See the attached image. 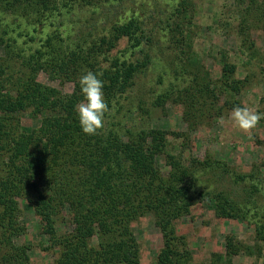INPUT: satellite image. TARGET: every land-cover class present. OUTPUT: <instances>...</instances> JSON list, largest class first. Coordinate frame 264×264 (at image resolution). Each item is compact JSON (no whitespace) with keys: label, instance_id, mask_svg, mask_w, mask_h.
I'll list each match as a JSON object with an SVG mask.
<instances>
[{"label":"trees","instance_id":"16d2710c","mask_svg":"<svg viewBox=\"0 0 264 264\" xmlns=\"http://www.w3.org/2000/svg\"><path fill=\"white\" fill-rule=\"evenodd\" d=\"M78 1L87 5L95 0H0L2 7L7 5L14 19L21 18L22 22L12 20L3 25V35L9 39L0 36V44H10L9 56L20 51L21 63L29 70L16 82L8 79L10 89L0 88V262L10 264L14 259L13 264H31L36 247L15 242L24 235L17 225L23 201L44 223L50 242L45 250L58 251L55 264H141V249L131 224L150 213L163 238L154 264H184L190 255L189 245L185 236L178 234L176 221L188 215L201 198L220 203L218 216L232 218L237 212L241 221H247L252 216L248 202L223 198L205 189L197 198L192 196L191 190L195 191L200 181L195 175L196 165L211 172L222 164L207 157L185 166L166 152V131L128 128L120 135L103 123L95 135L82 132L75 106L82 99L78 79L84 64L90 60L97 63L95 53L112 51L123 37L138 48L142 40L137 32L143 31L142 21L134 17L113 26V36L99 37L89 47L81 43L76 49L66 46L62 24L51 33L43 31L46 22L53 25ZM186 6L187 1L182 0L177 14L184 15ZM40 27L43 29L39 31ZM16 31L17 36H13ZM22 37L28 40L24 41L26 53L18 41ZM222 55L223 73L218 82L237 92V81L230 77L235 67ZM150 63L147 54L141 61L116 60L111 68L101 71L108 102L105 117L130 91L136 74ZM49 67L50 74L59 71L75 81L71 94H60L38 83L35 72ZM23 115L38 118L39 125L24 126ZM160 154L166 155L171 168L165 177L151 159ZM235 177L240 183L247 178ZM187 179L191 183L188 186ZM253 215L263 217L259 212ZM259 223L261 219L255 221L257 236L264 238V224ZM62 224L72 226V230L60 232ZM226 248L228 253L237 248L230 236Z\"/></svg>","mask_w":264,"mask_h":264},{"label":"rangeland","instance_id":"374dc122","mask_svg":"<svg viewBox=\"0 0 264 264\" xmlns=\"http://www.w3.org/2000/svg\"><path fill=\"white\" fill-rule=\"evenodd\" d=\"M186 1L182 16L176 12L182 0H95L87 5L78 1L53 25L46 22L43 31L51 33L62 24L66 46L76 49L81 43L89 47L99 37L113 36L115 25L134 17L142 21L143 32H137L142 40L138 48L123 37L112 51L96 52L97 63L90 60L87 66L84 64L83 73L90 70L100 75L116 60L141 61L147 54L151 59L150 65L136 74L132 88L121 96L116 109L105 117L106 128L120 135L128 128L166 131V152L185 166L207 157L222 164L211 172L196 165L195 175L200 181L196 192L191 190L192 196L197 198L205 189L223 198L248 202L252 216L247 221H241L237 212L232 218L218 216L220 203L206 198L176 221L178 234L184 235L189 245L190 255L184 264H264V238L257 236L255 225L260 219L262 224L258 225L264 224V118L248 131L236 127L229 118L237 105L264 113V0ZM14 18L8 6L0 4V36L5 40L9 36L3 35L1 27ZM20 19L15 22L22 24ZM18 41L26 53L27 37ZM9 45L7 41L0 44V88L6 89L11 87L8 79L16 82L29 72L21 63L20 51L8 55ZM223 53L226 63L235 67L230 77L237 81V92L218 82L223 73ZM47 69L35 72L38 83L63 95L73 92V79L59 71L50 74L51 68ZM22 122L27 127L39 125L38 118L31 115H23ZM153 158L161 174L168 176L171 168L166 155ZM238 175L246 176L245 182H238ZM188 181L186 186L191 184ZM21 202L23 214L17 225L24 235L15 242L36 247L31 264H55L58 251L45 250L50 242L44 234V223ZM257 212L263 217L253 215ZM62 226L60 232L72 230L70 225ZM131 227L141 249L140 263L154 264L163 247L154 215L147 214ZM229 236L237 248L228 253Z\"/></svg>","mask_w":264,"mask_h":264},{"label":"clouds","instance_id":"9594fccd","mask_svg":"<svg viewBox=\"0 0 264 264\" xmlns=\"http://www.w3.org/2000/svg\"><path fill=\"white\" fill-rule=\"evenodd\" d=\"M82 99L75 106L79 126L84 134L95 135L104 123L108 112V102L104 93V81L99 74L87 71L78 79ZM236 127L248 131L264 118V113H256L248 107L234 106L229 117Z\"/></svg>","mask_w":264,"mask_h":264}]
</instances>
